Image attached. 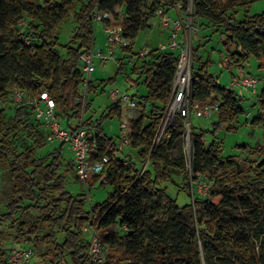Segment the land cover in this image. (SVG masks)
Wrapping results in <instances>:
<instances>
[{
	"label": "trees",
	"instance_id": "trees-1",
	"mask_svg": "<svg viewBox=\"0 0 264 264\" xmlns=\"http://www.w3.org/2000/svg\"><path fill=\"white\" fill-rule=\"evenodd\" d=\"M253 1L0 0V98L14 86L32 95L46 91L55 100L60 121L74 124L81 115V105L76 102L82 80L80 59L91 45L90 14L96 5L116 19L121 14L124 35L132 42L150 27L149 18L159 7L168 11L180 2L184 10L192 3L199 24L222 36L221 53L227 67L241 70L254 57L261 69L264 10L248 14ZM240 7L244 14L238 18ZM71 14L76 29L62 54L57 29ZM200 45L192 47L190 97L193 103L219 101L213 138L207 139L202 128H190V172L182 149L177 157L171 153L184 134L183 117L175 114L169 136L153 144L169 102L178 51L152 46L131 68L138 76L135 84L141 78L147 90L140 96L131 95L137 98L141 113L130 135L131 147L137 151L128 155L127 164L120 158L114 138L101 125V119L121 114L118 102L113 101L101 119L93 121L84 114V126L97 142L91 156L108 155L107 167L112 170L119 164L110 182L112 192L92 211L86 209L84 190L73 194L65 188L66 175L61 171L64 144L47 157L37 156V150L48 142L47 131L32 107L0 109V167H8L11 182L10 197L4 211L0 209V223H18L15 235L0 229V264H9V240L14 241L11 245L30 241L43 246L47 264H91L90 240L84 236L88 225L102 250L110 248L118 254L119 264H264V159L255 158L264 155V150L260 145H241L240 153L222 155L220 141L214 137L216 129H236L238 117L246 110L239 94L209 71L210 58L200 60ZM123 69L121 61L116 74ZM101 82L103 91L106 81ZM262 82L250 124L264 127V78ZM95 89L91 81L86 111L89 94ZM18 134L30 141L23 149L18 148ZM146 160L148 167L142 169ZM174 173L183 177V190L191 198L187 203L178 204L164 187ZM202 176L210 184L204 194H198L193 187ZM98 178L93 175L90 183ZM27 210L38 213L40 219L18 220ZM92 212L98 214L95 220Z\"/></svg>",
	"mask_w": 264,
	"mask_h": 264
},
{
	"label": "rangeland",
	"instance_id": "rangeland-1",
	"mask_svg": "<svg viewBox=\"0 0 264 264\" xmlns=\"http://www.w3.org/2000/svg\"><path fill=\"white\" fill-rule=\"evenodd\" d=\"M149 5H146V9H148ZM189 11L187 14L193 13V5L192 3L188 4ZM187 8V9H188ZM184 9V10H187ZM264 10V0H255L250 4L248 8V14L253 15L255 13L262 12ZM244 9L238 8L237 17H243ZM175 9L170 8L168 10V14L170 16H174ZM193 22L196 26L199 27L198 33L194 36L193 45L200 43L198 55L200 60H205L206 57H209L211 62L209 64V71L218 77V81L221 84H225L228 86L229 80L233 77V75L239 74H253L260 78L256 88L260 90L262 86V80L264 78V67L259 68V62L254 57H250L248 62L245 64L243 69L239 70L235 67L230 68L227 67V61L225 60L224 56L221 53L223 50L222 44V36L219 32L211 30V28L204 24H199L197 19L193 17ZM118 20L121 21L122 17L119 14ZM118 22V21H117ZM150 27L144 30H141L138 35L133 39L132 44V52H138L142 48L146 46L152 47L157 46L159 42L166 40V31L161 27L159 24V18L156 14H153L149 18ZM76 29V23L71 14L66 21H64L57 29V37H58V49L60 53L65 54V45L69 43L72 39L73 34ZM104 38L105 34L100 29V27L96 31V38H95V45L100 46L101 48L104 47ZM119 62L116 61H109L105 63L103 66L99 64L97 60H95V71L91 74V80L96 87L93 92H90L89 99L90 105L85 113V117H91V119L97 120L101 119L103 114L107 113L108 107L113 102V99L109 96V91L112 88H118L127 92L128 94H137L140 96L145 94L146 86L142 82L143 79L140 78L139 84H135L137 79V74L131 71V68L125 64V69L122 72L116 74ZM116 75V76H115ZM115 79L107 83V79L110 77H114ZM102 80L106 81L104 90L102 91ZM236 92L242 98V105L246 112L241 114L237 119V127L234 130L229 131L225 126L219 127L215 131L214 137L220 141L222 146V155L227 156L229 154H238L240 153V149L242 148L241 145H249L254 147L256 145H260L264 150V127L262 125H252L250 124V120L252 119L253 115L256 113L257 105L255 104L256 95L251 92L249 88L238 86L235 88ZM137 100V98L135 97ZM9 111V110H8ZM141 113V106L138 105L137 108H122L121 114H113L111 117H105L101 119V125L103 127L104 132L108 136H112L115 140V144L117 145L120 142L119 135H120V126L121 122H126L128 127H133L134 121L139 117ZM247 114V115H246ZM60 120V119H59ZM217 120V114L215 113L210 118H188L187 121L190 123L191 127H198L202 128L206 131L207 139L213 138L211 130L214 128L213 122ZM74 119H72V122ZM62 122V120H61ZM66 124L65 121L62 122ZM18 148L23 149L27 144H29V139H27L22 134H18L16 137ZM60 142L52 141L46 142L40 149L37 150V156L39 157H47L53 152L58 146ZM179 149H182L186 162H187V169L190 172L189 166V159L191 155V137L189 135V139H187L186 135L183 134L182 138L176 143L175 147L172 150V156L177 157L179 153ZM136 149L132 148L131 146L126 147L124 152L127 154L122 153L120 154V158L124 161H127L129 158V154L135 155ZM118 155V153H117ZM245 154L241 153V156ZM62 166L61 171H65V188L70 193L76 194L81 192L85 188L82 186L81 182L76 178L74 168H73V160H72V152L67 145H63L62 150ZM255 158L259 161L264 159V155H256ZM118 165H115L113 170L110 166L105 167L103 171H101L98 175L99 178L90 183L91 180L88 181V193L90 197V201L94 206L97 203L102 202L105 198L109 196V194L113 190V186L110 183L112 180L115 179V171L118 168ZM148 167L147 161L143 163V168ZM92 179V178H91ZM183 177L178 174L174 173L173 178L170 182L164 184V187L172 197L176 198L178 204H184L190 201V197L185 193L183 190ZM103 182V183H102ZM210 181L207 176H202L199 178V181L194 184L193 191L198 194H202L205 192L206 188L209 186ZM10 190H11V182L9 180L8 175V167H0V209L4 211L5 205L10 197ZM89 208L88 202L86 200V209ZM18 220H24L27 222H33L37 219H40V216L36 212H32L27 210L26 212L18 215ZM91 217L93 220L98 218L97 213H91ZM17 222H3L0 223V229H3L11 235L16 234V227ZM92 226H86L84 231V236L88 240L92 237ZM59 239L61 237L59 236ZM14 241L9 240L6 243L8 247ZM29 244L33 248V258L32 264H47L42 256V252L44 251V247L35 244L33 242L28 241ZM27 242V243H28ZM264 244V240H263ZM100 262L98 264H119L118 263V254L110 249H101L100 251ZM126 264V263H121Z\"/></svg>",
	"mask_w": 264,
	"mask_h": 264
},
{
	"label": "built area",
	"instance_id": "built-area-1",
	"mask_svg": "<svg viewBox=\"0 0 264 264\" xmlns=\"http://www.w3.org/2000/svg\"><path fill=\"white\" fill-rule=\"evenodd\" d=\"M177 11L176 16H170L164 7H159L154 14L159 18L161 27L168 31L166 41L159 42L157 49L159 50H177L178 60L175 63V70L171 81V93L167 104L164 117L159 125L158 131L153 139V144L157 143L161 138L169 136V129L175 114L183 117L185 126L184 135L189 139L191 125L187 121L188 118H210L219 109V101L207 99L203 102H192L190 97V86L192 81V68L194 60L192 57V47L194 36L199 31L192 19V14H187L189 8L182 9L180 2L174 3L171 7ZM92 25V41L89 48L81 56L80 69L82 71V80L76 97V102L81 105V115L79 119L68 126L63 124L56 114L55 100L50 97L46 91H41L37 95H32L26 90L16 86L8 90L6 96L0 98V109L7 106H31L34 116L42 123L46 129V140L48 142L58 141L67 145L72 152L73 168L76 178L85 188L87 195L88 210L92 211L93 205L90 201L88 193V181L93 175L99 174L110 160L109 156L104 154L97 158L91 156L97 147L96 139L89 134L84 126V114L88 103L89 86L91 83V74L95 71V60L103 66L109 61H123L130 68L134 66L135 59L145 56L150 47L146 46L138 52H132V42L124 35L121 21L116 19L111 12L100 9L96 5L90 14ZM118 21V22H117ZM100 29L105 34L104 47L95 45L96 31ZM131 49V51H129ZM227 61L226 57H224ZM227 66V65H226ZM260 78L253 74H239L233 76L228 87L235 90L236 87L242 86L249 88L253 94L257 92V84ZM236 91V90H235ZM109 96L114 102H118L122 108H137L138 103L127 92L118 88H112ZM247 115V114H246ZM131 128L126 122H121L120 126V142L116 145L119 153H125L126 147L131 146ZM190 160V159H189ZM147 161V160H146ZM127 164V161L123 162ZM203 192L202 194H204ZM90 226V225H88ZM100 245L92 231L90 239V250L88 257L91 264L100 262ZM9 264H32L33 248L28 243L13 244L9 251Z\"/></svg>",
	"mask_w": 264,
	"mask_h": 264
},
{
	"label": "crops",
	"instance_id": "crops-1",
	"mask_svg": "<svg viewBox=\"0 0 264 264\" xmlns=\"http://www.w3.org/2000/svg\"><path fill=\"white\" fill-rule=\"evenodd\" d=\"M176 15H177V11L175 10L174 16H176ZM165 31H166V38L165 39L167 40V38H168V31L167 30H165ZM166 40H164V41H166ZM72 160H73V158H72Z\"/></svg>",
	"mask_w": 264,
	"mask_h": 264
}]
</instances>
